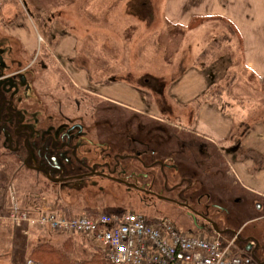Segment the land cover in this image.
I'll return each mask as SVG.
<instances>
[{
  "label": "flooded vegetation",
  "instance_id": "flooded-vegetation-1",
  "mask_svg": "<svg viewBox=\"0 0 264 264\" xmlns=\"http://www.w3.org/2000/svg\"><path fill=\"white\" fill-rule=\"evenodd\" d=\"M20 4L12 18L0 8V150L16 169L40 177L56 193L84 195V204L92 189L99 193L92 197L95 204H104L107 186L115 185L127 195L129 207L146 218L168 217L176 226L179 221L208 235L231 231L223 227L230 209L221 203L243 191L239 183L232 180L222 198L202 191L220 177L234 179L223 156L233 161L242 146L229 122L222 140L228 145L217 155L218 142L209 135L215 134V124L200 116L216 112L213 106L175 110L171 100L179 94L172 92L175 86L167 94L162 77L107 69V62L115 60L117 67L119 59L78 54V44L69 38L73 25L59 20L60 12L46 20L29 0ZM39 40L50 43V53L35 52ZM193 144L196 150H189ZM238 199L243 200L232 203Z\"/></svg>",
  "mask_w": 264,
  "mask_h": 264
},
{
  "label": "rangeland",
  "instance_id": "rangeland-1",
  "mask_svg": "<svg viewBox=\"0 0 264 264\" xmlns=\"http://www.w3.org/2000/svg\"><path fill=\"white\" fill-rule=\"evenodd\" d=\"M7 1L10 9L2 14L5 18H12L21 8V0ZM29 1L41 9L43 19L48 20L51 13L58 11L59 20L68 21L73 25L69 38L73 37V44H78V54L90 53L93 54L91 57L95 54H106L108 60L115 57L119 59L117 67L113 66L116 64L115 60L107 62V69L111 65L123 73L132 70L137 75L148 72L162 77L167 94L169 86H175L172 92H177L179 97L171 100V106L177 111L180 110L178 107L187 109L195 107L196 104L205 107L204 103L206 99L209 100L211 91L214 90L211 86L214 85L225 86L228 83L230 85L234 80L232 86L236 90L246 84L255 86L258 80L253 70L246 65V59L252 60L256 68L264 65V0ZM229 25L235 27L237 32ZM12 37L14 50L19 52L21 45L14 34ZM72 41L69 40L68 45ZM38 42L40 44L36 43L35 52H51L49 42L47 45L40 40ZM225 67L230 68L232 76L223 77L210 73L215 70L222 75ZM188 69L194 73L192 76H185V73L189 72ZM189 81L191 82L189 86L206 87L200 92L198 102L185 100L187 96L185 91H190L188 89L191 88L186 84ZM191 96L193 95L188 97ZM45 100L50 103L49 98ZM239 107L241 104L238 103L233 108L234 119L233 124L230 123V131L236 132L234 138L241 142L242 152H238L233 161L228 156H223L224 164L229 161L226 167L232 172L234 179L232 177L230 181L226 178L228 181L226 182L220 177L215 179L217 182L214 186L206 183L202 191L222 198L221 195H225L232 180L239 183L243 190L241 193L237 190L233 192L228 202L221 203V199L218 200L230 209V214L223 216V227L231 228V231L220 235L219 238L224 243L233 240V252L249 254L254 252L264 259V196L251 192L264 187L250 185L251 191L242 187L243 181H246L242 180L244 172L247 176L257 170L264 172V109L255 106L244 109ZM239 111H242L241 115ZM180 113L183 116V112ZM202 113L206 114L203 111ZM257 122L261 123L256 124ZM203 123H207V119L203 120ZM224 125L220 124L222 134ZM214 132L217 134V131ZM209 135L218 142L216 154L220 155L224 146L228 145L222 142L224 135L220 141L219 136L211 133ZM188 149L194 150V144L192 147L188 145ZM4 154L5 152L0 150V214H7L13 207L33 212L41 209H62L71 215H80L84 212L91 213L89 215L99 212H136V209L129 207L123 189L115 185L107 186V193L102 195L104 204H95L93 198L99 197L95 189L89 194L90 198L86 196L90 201L84 204L82 201L84 195L76 191L61 190L56 193L52 185H47L32 173L22 172L16 176L14 172L16 167ZM185 155L189 157L191 154L185 152ZM259 180L264 183V177ZM233 198L243 200L238 199L232 203ZM256 204H259V208ZM0 226V230L5 231L11 224L7 219H3ZM178 226L183 230L188 229L179 221ZM66 236L68 235L34 228L29 231L28 237L25 236V245L21 246L27 249L26 256L29 257V245L37 239L59 243ZM82 237L77 234L72 236L77 246L76 257L79 259L86 258L92 246ZM7 241L11 243L17 239L14 238L12 241L11 238L0 237V264H24L23 251L16 246L12 247ZM246 244L250 245L249 250L245 249Z\"/></svg>",
  "mask_w": 264,
  "mask_h": 264
},
{
  "label": "built area",
  "instance_id": "built-area-1",
  "mask_svg": "<svg viewBox=\"0 0 264 264\" xmlns=\"http://www.w3.org/2000/svg\"><path fill=\"white\" fill-rule=\"evenodd\" d=\"M7 218L28 236L31 229L82 235L103 253L101 264H260L250 254L232 251L233 240L178 228L168 217L149 220L141 213L67 215L62 210L13 207ZM24 264H42L26 257Z\"/></svg>",
  "mask_w": 264,
  "mask_h": 264
},
{
  "label": "crops",
  "instance_id": "crops-1",
  "mask_svg": "<svg viewBox=\"0 0 264 264\" xmlns=\"http://www.w3.org/2000/svg\"><path fill=\"white\" fill-rule=\"evenodd\" d=\"M8 2L9 1H7V0H0V8H1L2 12H6L10 9V5ZM13 33H19V35H21L20 37L25 42V40L23 39L25 36L23 35V33L21 31L15 30V32H13ZM25 43L28 44V42H25ZM229 62L231 64V60H229ZM231 65H233V64H231ZM246 65L248 66L249 69L253 70L254 75L256 76V78L258 80V83H256L255 86H251L249 84H246L242 88H238V90H236V88H234L232 86V83L234 82V80H232V82H230V85L227 82L228 84H226L225 86L220 85V84H218L217 86L214 85V87L211 86V88L214 90L211 91V96H210L209 100L206 99V102L204 104L206 107V105H208V103H210V105L216 109V112L211 113L210 114L211 117L208 116V114H203V113L200 114L201 118L202 117L203 118L210 117V119L213 120V124H215V131H217V134L215 132L214 133H215V135L220 137L219 141L222 140V138L225 137V135H226L227 127L224 124H226V122L227 123L229 122V124L230 123L233 124V119H234L233 118V108H235L236 104H238V103L241 104V107H239V108H243V109L244 108H252L251 106H255V107H259V108L264 109V84H263L264 65H261L259 68H256L254 66V62L250 59H246ZM188 70H189V72L185 73V76H188V75L192 76L194 73L191 71V69H188ZM229 70H230V68L225 67V69H223L222 75L218 74L215 70L214 71L212 70L210 73L212 75L215 74V75H220L223 77H230V76H232V74L229 72ZM186 84L189 86L191 84V82L189 81ZM189 87H191L188 89L190 91H185V94L187 95L185 98L186 102H190V101L191 102H198L197 100L199 99V96L193 97L194 94H190L189 92L192 91V92L200 93L202 90L204 91L206 87H203V85H201V86L196 85V86H189ZM189 95H193V96H191V98H189L188 97ZM199 104H200V101H199ZM200 105L202 106V108H205V107H203L202 104H200ZM220 109H222V110H220ZM241 112L242 111H239L240 115H241ZM221 123H223V125H224L223 134L221 133V127H220ZM239 123H240L239 125H241V122H239ZM259 123H261V122H257L256 124H259ZM242 130L244 132V129H242ZM243 132H242V135H243ZM234 133H236V132H234ZM246 133H248V132H246ZM247 154L249 156L251 155V153H247ZM256 172H253V174L248 175V176L244 172V174L242 175V180L245 179L246 181H243L244 183L241 182L243 188L249 189V191H251L250 185H253L255 187L256 186L264 187V183L261 180H259V179L264 177V172L261 170H257ZM250 176H252V177H250ZM256 178H258V179H256ZM251 192H254V193H257V194L264 196V188H261L260 190L254 189V191H251ZM8 213L5 215L4 214H1V215L7 216ZM3 219H7V218H3ZM9 223L11 224V226L9 228L7 227V229H5V231H3V229L0 230V237H5V239L11 238L13 241L14 238H17V236L20 235V232H21L22 236L25 237V234H23L22 228L19 232L18 229L17 230L15 229L14 224H12L10 221H9ZM0 228H1V226H0ZM7 243H9V242L7 241ZM5 244H6V242H5ZM9 245H12V247L13 246L18 247L21 251H23L24 256L26 257L27 249L25 247L20 246L19 242L13 241V242L9 243Z\"/></svg>",
  "mask_w": 264,
  "mask_h": 264
},
{
  "label": "trees",
  "instance_id": "trees-1",
  "mask_svg": "<svg viewBox=\"0 0 264 264\" xmlns=\"http://www.w3.org/2000/svg\"><path fill=\"white\" fill-rule=\"evenodd\" d=\"M230 28L237 32L236 28L229 25ZM264 84V77H263ZM16 167V165H14ZM15 175H20L22 171L14 169ZM91 214V213H89ZM153 218H150L151 220ZM15 229L20 232L21 227ZM84 237V236H83ZM82 237V238H83ZM88 243H91V251L89 255L84 259L76 257V245L72 238V235L66 236L64 240L59 243H54L50 240L37 239L34 243L29 245V257L36 261H40L42 264H101L105 262L104 253L91 242L90 239L84 237ZM17 242L20 246L25 245V237L20 235L17 236ZM237 253V252H234ZM243 256L250 255L249 253L238 252Z\"/></svg>",
  "mask_w": 264,
  "mask_h": 264
},
{
  "label": "water",
  "instance_id": "water-1",
  "mask_svg": "<svg viewBox=\"0 0 264 264\" xmlns=\"http://www.w3.org/2000/svg\"><path fill=\"white\" fill-rule=\"evenodd\" d=\"M257 207L259 208V205H257ZM212 225L216 228V225H215V223H212Z\"/></svg>",
  "mask_w": 264,
  "mask_h": 264
}]
</instances>
